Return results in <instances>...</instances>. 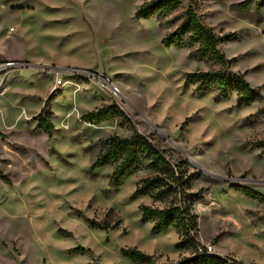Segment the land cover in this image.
<instances>
[{"label": "rangeland", "instance_id": "1", "mask_svg": "<svg viewBox=\"0 0 264 264\" xmlns=\"http://www.w3.org/2000/svg\"><path fill=\"white\" fill-rule=\"evenodd\" d=\"M146 1L0 0V54L3 45L22 54L28 36L57 30L65 33L61 41L66 46L85 56L83 63L98 64L79 68L103 69L124 94L117 102L124 114L92 124L77 116L90 102L84 86L91 83L82 82L77 89L68 82L54 92V79L36 70L9 78L10 92L0 94V264H144L124 255L122 248L146 252L142 248L151 251L153 240L171 243L153 232L152 221L142 222L140 209L143 204H179L178 194L168 191L170 170L143 153L132 175L112 185L117 163L94 166L101 140L128 136L133 127L190 177L185 190L198 215L196 239L232 260L224 249L235 242L262 261L239 262L264 264V200L233 187L264 195V6L258 5L261 0H251L248 8L241 5L244 0H180L168 16L172 22L162 26L157 17H135ZM191 5L223 36L220 48L231 68L260 88L262 100L239 105L234 91L216 101L214 89L201 93L187 80L188 72L218 68L191 58L188 48L162 42ZM14 86L39 92L24 97L14 94ZM104 102L112 104L108 95ZM44 109L54 113L52 135L35 130L34 113ZM156 175L164 181L151 194L135 193L143 179ZM209 192L212 198L206 201ZM177 250L185 253L180 259L159 253L157 260L177 264L194 254L190 247Z\"/></svg>", "mask_w": 264, "mask_h": 264}, {"label": "trees", "instance_id": "2", "mask_svg": "<svg viewBox=\"0 0 264 264\" xmlns=\"http://www.w3.org/2000/svg\"><path fill=\"white\" fill-rule=\"evenodd\" d=\"M180 0H150L144 2L135 12L136 18L150 19L157 17L162 26L170 24L172 21L168 16L179 6ZM251 0L242 1L241 5L248 8ZM264 6V0L258 3ZM167 47L175 46L177 48H188L189 56L207 63H213L218 66L217 69L208 71L188 72L187 80L197 85V90L201 93L214 89L216 101H222L229 98L234 91L237 92V103L239 105H251L262 100V93L259 87H253L247 81L245 76L234 71L230 65V59L220 48L223 42V36L217 35L213 28L206 24L191 5L185 12L181 23L172 31L168 32L162 39ZM54 95L52 93L51 97ZM264 111V107L261 109ZM118 114H124L123 111L113 104H104L103 106L87 112L82 115V120L92 124H100L103 121L112 119ZM54 113L52 110L45 112V109L38 113L34 119L38 121L35 130L42 131L52 135L55 125L52 121ZM103 143L97 159L94 162L95 167H103L109 164L117 163L110 176V183L118 185L121 180L137 169L141 155L147 153L152 157L153 163L163 164L164 167L173 174V185L168 191L176 192L179 196V204L167 207H154L147 204L141 205L142 222H153V232L162 233L176 224L181 235L177 242V248L190 247L194 249V254L183 258L177 264H245L235 259L230 261L224 257L197 253L199 241L196 239V229H198V215L192 211L188 205V195L185 186L189 183L190 177H186L180 170L179 163L172 167V159H168L164 151L160 150L146 135H143L135 127L128 136L114 135L101 140ZM10 183V180L3 176ZM164 181L159 176L147 177L143 179L136 189V194H151V190ZM238 190L243 191L247 196L264 200V195L253 189L241 188L233 185ZM95 225V224H92ZM106 228L105 226H102ZM69 234V233H68ZM124 255L129 256L134 262L144 264H164L159 263L154 257L137 247L122 248ZM98 264V263H97ZM117 264V263H112Z\"/></svg>", "mask_w": 264, "mask_h": 264}, {"label": "crops", "instance_id": "3", "mask_svg": "<svg viewBox=\"0 0 264 264\" xmlns=\"http://www.w3.org/2000/svg\"><path fill=\"white\" fill-rule=\"evenodd\" d=\"M83 3V0H80ZM13 29H10V31H13ZM55 32L52 31V33L45 34L43 35V33L38 34L36 37L35 36H31L27 38L26 40V44H27V50H24L22 52V54H16V53H12L10 52V48L7 45H3V52H4V56L8 57V58H18V59H22L24 57V59H26L27 61H30L31 63L34 64H43V65H55L58 67H98V64L96 62H94L93 64H88V63H83V60L85 59V56H83V54H76L72 51V49H70L68 46L65 45V43L63 41H61V38L65 37V33H60L57 30H54ZM105 35V34H104ZM105 37H107L105 35ZM20 38V37H18ZM93 42V41H92ZM104 49H107V41H105L104 43ZM27 54L26 55H24ZM98 69V68H95ZM28 71L25 72V75H27ZM23 73V72H22ZM24 75V74H22ZM16 84V80L14 81ZM84 86V85H83ZM16 89L14 90V94L16 95H23L24 97L29 96V95H38L37 93L39 92V90L37 91L36 89L33 88H25V89H21L19 87L14 86ZM86 89L89 91V94L91 95L90 97V102L87 103L82 111L84 112H79L78 110V115L77 116H81L83 115V113H87L90 111H93L101 106H103L105 104L104 102V98H106L107 94L101 90L100 88H98L97 86L90 84V85H85L84 86ZM51 87L49 89L48 95L49 93H51ZM54 93V92H53ZM29 96V97H31ZM40 113V112H39ZM38 114V110L34 113V115L36 116ZM54 117V115H53ZM53 117H52V121H53ZM36 123L38 124V121L35 119ZM55 131V130H54ZM53 131V133H54ZM210 193V192H209ZM208 198H212L211 193H210V197H208V195L206 196V199ZM210 200V199H209ZM207 201V200H206ZM218 213H220L222 211V209L218 208L217 210ZM215 213V212H214ZM213 213V214H214ZM215 215V214H214ZM230 218H231V222H233V226L236 230H238V227L240 226L239 222L236 220V218L230 213ZM153 224V223H152ZM220 233L218 232H213L212 235L216 236L219 235ZM157 236H165L166 238L168 237L171 241V243H169L166 246V243H161L160 241L157 240H153L151 241V251L149 249H146L145 247L142 248L143 250H146V252H151V255L154 257V259L156 261L157 260V255L160 253H170V255L175 258L173 260H178L180 259L182 256H184V252H179L177 250V248H175V245L177 244V242L180 240V233L177 229L175 228H170L165 232L159 233ZM200 238H204L205 233L204 231H202L201 225H200V220H199V235ZM160 238V237H159ZM219 247H221V241H219L218 243ZM174 249V250H173ZM228 253H230V255L237 261H243L242 259H246L247 261L250 260H259V262L262 263V261H260V259H258L257 256H248V254L246 253V249H242L240 246H237L236 243L234 242V244L231 247H228L226 249ZM256 261V260H255ZM159 262V261H158ZM264 263V262H263Z\"/></svg>", "mask_w": 264, "mask_h": 264}, {"label": "built area", "instance_id": "4", "mask_svg": "<svg viewBox=\"0 0 264 264\" xmlns=\"http://www.w3.org/2000/svg\"><path fill=\"white\" fill-rule=\"evenodd\" d=\"M36 70L40 73L48 74L54 79V92L60 87L64 86L68 82L74 86L80 87V83L86 82L97 85L103 90L110 98L113 105H117L118 99L124 98V94L121 88L113 82V80L107 76L103 69H89L79 67H58L55 65H43L34 64L24 59L8 58L0 54V94L8 95L11 90L9 78L13 73H19L22 71ZM197 253L200 255L213 254L224 257L230 261L232 259L225 257L215 252V248L212 244H202L199 242L197 246ZM105 264L94 260L90 264Z\"/></svg>", "mask_w": 264, "mask_h": 264}]
</instances>
